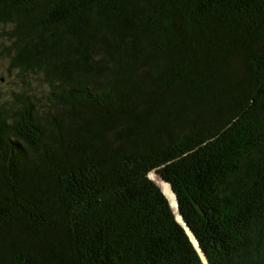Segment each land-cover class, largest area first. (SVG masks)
<instances>
[{
  "label": "trees",
  "instance_id": "obj_1",
  "mask_svg": "<svg viewBox=\"0 0 264 264\" xmlns=\"http://www.w3.org/2000/svg\"><path fill=\"white\" fill-rule=\"evenodd\" d=\"M0 58V264H264V0H0Z\"/></svg>",
  "mask_w": 264,
  "mask_h": 264
},
{
  "label": "rangeland",
  "instance_id": "obj_2",
  "mask_svg": "<svg viewBox=\"0 0 264 264\" xmlns=\"http://www.w3.org/2000/svg\"><path fill=\"white\" fill-rule=\"evenodd\" d=\"M7 66L8 59L0 58V89L5 93H9L13 89H21L26 87L32 88L38 84L34 80L35 78H33L35 76L34 74L30 76V83L27 84L26 81L21 79L16 70L9 72Z\"/></svg>",
  "mask_w": 264,
  "mask_h": 264
},
{
  "label": "water",
  "instance_id": "obj_3",
  "mask_svg": "<svg viewBox=\"0 0 264 264\" xmlns=\"http://www.w3.org/2000/svg\"><path fill=\"white\" fill-rule=\"evenodd\" d=\"M168 184H169V183H168ZM169 185H170V184H169ZM170 189H171V187H170ZM171 191H172V189H171ZM172 193H173V191H172ZM173 194H174V193H173ZM174 200H175V205H176V208H177V200H176L175 195H174ZM178 216H179V219L176 217L177 221L180 222V223L183 225V227L185 228V230H186V232L189 234V236H192V238L195 240V243H193V244H194V246L197 248L198 252L201 254L202 261L205 262V257H204V255H202V253H201V251H200V249H199V247H198V244H197L196 239H195L194 236L190 233L188 227L186 226L185 222H183L181 216H180L179 214H178ZM190 239H191V237H190ZM192 242H193V241H192Z\"/></svg>",
  "mask_w": 264,
  "mask_h": 264
}]
</instances>
